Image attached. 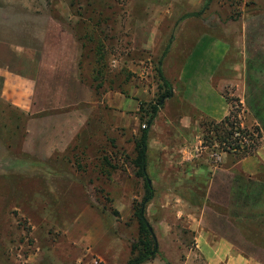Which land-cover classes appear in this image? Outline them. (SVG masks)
I'll return each instance as SVG.
<instances>
[{
  "label": "rangeland",
  "instance_id": "374dc122",
  "mask_svg": "<svg viewBox=\"0 0 264 264\" xmlns=\"http://www.w3.org/2000/svg\"><path fill=\"white\" fill-rule=\"evenodd\" d=\"M206 2H9L15 44L36 48L31 59L40 65L31 63L36 87L30 113L0 99V264L129 261L139 233L136 212L145 197V182L133 166L144 127L139 105L146 111L158 101L160 61L172 94L180 92L184 58L204 37L216 47L230 45L215 82L241 127L250 133L258 128L264 137V0H212L205 8ZM195 13L201 15L186 17ZM177 109L172 98L164 102L162 118H155L158 132L149 133L148 142H158ZM204 120L210 119L197 117ZM163 137L174 136L167 130ZM184 137L193 140L194 164L220 168L239 161L203 144L201 128ZM158 151L155 144V169L147 175L154 196L145 218L159 254L148 264H208L189 219L202 213L207 230L264 264V183L251 185L234 171L239 182L219 180L207 193L210 181L187 176L186 162L177 172L172 163L158 161Z\"/></svg>",
  "mask_w": 264,
  "mask_h": 264
},
{
  "label": "crops",
  "instance_id": "0c3cea01",
  "mask_svg": "<svg viewBox=\"0 0 264 264\" xmlns=\"http://www.w3.org/2000/svg\"><path fill=\"white\" fill-rule=\"evenodd\" d=\"M13 1L0 0L2 2L0 4V99L28 114L32 109L31 99L35 94L36 87V78L33 77L35 70H32L33 64H31L32 61L37 63L33 58L31 59V54L36 51V48L15 44V17L14 11L11 9L12 5L9 6V2ZM207 43H212L213 46L210 47V44L208 46ZM218 45L216 47V41L211 42V39L204 37L197 44V54L194 52L190 54V57L184 58L179 73L181 93L175 89L172 95V100L179 104L180 109L174 111L173 114L176 116H174V120L166 119L165 129L160 127L161 132L158 134L160 137L158 142L154 140L148 142L146 157L148 176L149 171L155 169L154 160H151L150 157L151 150L152 147H155V144H158V161L163 162L166 160L172 163L171 167L174 169L176 166L178 168L176 169L177 172L180 166L182 167V164L186 162L187 166L184 170L187 172V176L195 173L200 178L210 181L208 186L206 183L207 193L213 184L219 182V180L220 182L226 180L232 185V182L236 179L234 171H241L255 183H264V137L261 139V144L255 155L243 158L237 163H233L231 167L220 168H215L202 161L194 164L193 140L184 137V134L188 135V132L190 133L191 128L196 127L199 130L200 124L197 117H204L219 123L228 117L231 112L230 105L223 96L222 87L217 86L215 82L230 45L223 42ZM39 65L40 62L37 63V66ZM108 97H111V94L107 95ZM238 98H240L239 94ZM240 103L242 102L240 101ZM118 108H121V106ZM243 112L244 115L250 113L246 109ZM163 113L162 110L158 113V119L162 118L161 114ZM186 117L190 119L185 120ZM157 124L156 121L153 123L149 133L158 132ZM252 124L258 126L254 118ZM243 125H245V122L242 123ZM75 128L79 130L81 125L79 124ZM167 130L174 136L173 140L163 137ZM182 146L184 147L181 148ZM227 162V159H224L223 164ZM189 219L192 231L196 233L198 253L206 258L208 264H261L255 256L239 251L231 240L223 236L217 238V235L207 230L205 228L207 221L203 213L200 216H190ZM213 219L215 222L218 220V223H222L221 218L218 219V215L213 216ZM262 253L264 254V250Z\"/></svg>",
  "mask_w": 264,
  "mask_h": 264
},
{
  "label": "trees",
  "instance_id": "16d2710c",
  "mask_svg": "<svg viewBox=\"0 0 264 264\" xmlns=\"http://www.w3.org/2000/svg\"><path fill=\"white\" fill-rule=\"evenodd\" d=\"M212 0H207L205 8L209 7ZM200 13L187 15V18L199 17ZM167 50L164 52V55ZM161 61L157 69L158 79V101L151 105L150 109H144V104L139 105L141 113V121L144 122V127L140 131L138 140L135 143L136 157L133 161V166L136 169V178L142 179L145 182V197L139 204L136 215L138 220V239L131 244L130 259L126 264H148L158 256L157 242L152 237L149 230V223L145 218V206L153 200V189L149 184V179L146 174V157L148 150L149 132L153 126L154 120L162 109L164 102L172 98V87L161 71ZM100 73L99 70L96 74ZM257 118V114H255ZM203 133V144L210 143L212 146L217 145L220 150L228 154H235L239 160L255 155L259 144L257 139H262V134L258 128L253 129L250 133L247 129L241 127L238 117L230 112L229 116L221 122L217 123L212 120H204L199 123ZM238 134V136H236ZM256 139V140H255ZM246 140L247 143L244 141ZM240 180L236 178V182ZM250 184H255L250 182ZM142 209L144 214L142 215Z\"/></svg>",
  "mask_w": 264,
  "mask_h": 264
},
{
  "label": "water",
  "instance_id": "95a60500",
  "mask_svg": "<svg viewBox=\"0 0 264 264\" xmlns=\"http://www.w3.org/2000/svg\"><path fill=\"white\" fill-rule=\"evenodd\" d=\"M149 184H150V182H149ZM141 214H142V215L144 214V209H142ZM149 230H150V232H151V234H152V237H153L154 240L156 241L155 235H154L153 230H152V228H151L150 226H149ZM156 246H158V245L156 244Z\"/></svg>",
  "mask_w": 264,
  "mask_h": 264
},
{
  "label": "built area",
  "instance_id": "2783aa9c",
  "mask_svg": "<svg viewBox=\"0 0 264 264\" xmlns=\"http://www.w3.org/2000/svg\"><path fill=\"white\" fill-rule=\"evenodd\" d=\"M236 136H238V134H236ZM244 142L247 143L246 140Z\"/></svg>",
  "mask_w": 264,
  "mask_h": 264
}]
</instances>
